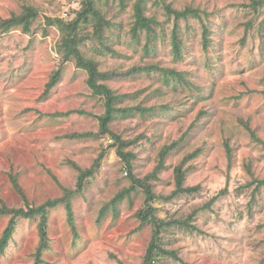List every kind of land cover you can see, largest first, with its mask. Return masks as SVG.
Masks as SVG:
<instances>
[{"label": "rangeland", "instance_id": "374dc122", "mask_svg": "<svg viewBox=\"0 0 264 264\" xmlns=\"http://www.w3.org/2000/svg\"><path fill=\"white\" fill-rule=\"evenodd\" d=\"M94 1L111 26L99 38L88 25L82 51L101 71L117 74L105 83L122 95L117 106L130 108L109 127L129 143L122 151L134 156L132 174L153 184L157 214L198 228L169 227L162 234L165 247L189 264H264V185L255 192V181L264 179V0H146V15L158 21L150 50L144 49L146 30L132 38L138 0ZM26 6L37 11L30 32L0 31V207L39 206L64 196L77 188L78 167L89 169L102 155L71 198L76 229L63 203L49 209L41 264H142L152 236L151 225H141L137 214L144 188L126 192L132 178L119 142L100 130L104 98L88 86L86 70L63 60L62 31L48 21L73 20L83 1L0 0V22ZM168 6L200 13L178 22L183 59L172 50L175 20ZM155 67L183 77H164ZM57 70L61 77L47 90ZM85 132L97 135L80 136ZM172 143L154 177L162 150ZM178 167L185 171L184 186L196 190L171 196ZM10 218L0 215V237ZM39 219H17L1 264H35ZM156 264L183 262L164 255Z\"/></svg>", "mask_w": 264, "mask_h": 264}, {"label": "trees", "instance_id": "16d2710c", "mask_svg": "<svg viewBox=\"0 0 264 264\" xmlns=\"http://www.w3.org/2000/svg\"><path fill=\"white\" fill-rule=\"evenodd\" d=\"M83 1V7L82 9L77 13L76 17L69 21L65 22L64 20L60 18H52L48 17V21L51 24H58L62 31V36L60 39L58 51L62 54L63 60L70 61L74 60L76 62V65L79 68H83L87 71L88 77H87V84L92 89L94 94L101 95L104 98V104H105V112L103 115L99 116L100 121V130L102 134L110 135L115 142H119L120 149L118 150L119 156L123 158V161L125 162V165L129 169L130 176L132 178V187L129 189H126V192H130L132 189H138L140 187L144 188L146 199L144 207L138 210V217L141 220V225H151L152 227V236L151 240L149 242V245L147 247L146 254L143 259L142 264H156L159 259H161L164 255H170L174 259H177L183 264H189L177 255L176 251L174 249H167L162 241V234L164 230H167L169 227L178 224L181 226H185L187 229H198L195 225H191L188 221L184 220H177V219H170L166 220L162 217H160L157 214V207L154 205L155 200L159 195L153 190V184L144 181L142 179L136 178L132 174V163L131 160L134 158L132 153H125L122 151V147L124 145H128L129 143L126 142L124 139H122L121 136L117 135L113 131H111L109 127V123L113 121L117 114H123L130 111V108H121L117 106V101L121 100L122 95L117 94L112 88L108 86L107 83H105V80H108L112 78V76L116 77L117 74L114 72H106L101 71L99 69L98 62L95 60V58L91 56H87L81 48V45L84 44L86 39H90V36L86 34L84 31L85 28L88 25H93L94 27V36L99 38H104V30L105 28H108L107 26H111V22L102 15L100 10L98 9L96 2L94 0H82ZM145 1L146 0H138L134 5V24L132 26L131 32H132V38L138 39L140 36V33L144 30L147 31L148 41L144 45V49L150 50L151 48V42L153 35L152 33H155V27L154 25L158 22L155 18L148 17L145 13ZM167 12L169 15L174 16L175 24L172 29V50L174 53V56L176 59H183L184 53H183V37L182 34H180V28H179V20L180 19H186L189 16H194L200 18L199 10L192 7H187L183 10H177L173 9L172 7H167ZM37 11L30 7L26 6L24 11H22L20 14H13L11 17L5 18L1 20L0 22V31H8L11 28L14 27H21L24 32H30L32 20L36 16ZM157 21V22H156ZM208 31L209 29L204 26L203 28V44L204 48L208 50L209 46V37H208ZM102 40V39H101ZM109 50L114 51L110 47H108ZM160 70L161 74L164 77L167 78H173L177 79L178 81L183 77L180 72H178L175 69L170 68H164V67H155ZM61 77V72L57 70L54 75L52 76V80L47 84V90H50L56 82ZM141 108V107H140ZM137 107L141 113H144V109ZM151 110V109H150ZM251 134H253L254 138L258 139L255 135V132L250 129ZM97 135V133L93 132H85L81 134L80 136H92ZM260 140V139H259ZM260 142L264 145V141L260 140ZM176 146V143H172L171 145L165 147L161 152V159L159 165L155 168V172L153 173V176L156 177L157 172L159 169H161L164 165V158L165 155ZM197 152L194 154H191L189 157H193L195 154H198L199 150H196ZM227 154L229 158V169L232 166V151L229 147V144H227ZM187 157V158H189ZM102 159L99 157L95 163L94 166L87 169H82L78 167L79 169V176L77 181V188L75 190H69L66 189V192L64 196L60 198H56L53 200H48L39 206H31L28 201H26V206L21 208H15V207H7L2 206L0 207V215L3 214H9L11 215V218L4 229L1 237H0V264L1 259L6 254V251L8 247L10 246L13 235L15 232V226L17 223V219L19 218H31L35 215L39 214V223L38 228L40 232V245L38 246V249L36 251V262L35 264H41L42 254L43 251L48 247V237H47V227H48V218H49V209L54 208L59 203H63L66 207V210L68 212V222L71 225L72 229H76V221L73 213V206L71 203V198L74 194L81 192L84 189L86 179L87 177H90L94 174L96 167L100 166V161ZM13 184L15 185V188L17 190L22 188L18 182L17 177L13 176ZM176 188L173 190L171 196H176L178 194H182L185 192H192L193 190H196V187H185L184 186V180H185V171L178 167L176 168ZM254 179L253 181H255ZM256 187L255 192H258V190L264 185V179H258L255 181ZM226 192V188L220 191V195L224 194ZM218 197H213L209 204L214 202ZM105 206L102 208V211H105ZM124 264V263H119Z\"/></svg>", "mask_w": 264, "mask_h": 264}, {"label": "clouds", "instance_id": "9594fccd", "mask_svg": "<svg viewBox=\"0 0 264 264\" xmlns=\"http://www.w3.org/2000/svg\"><path fill=\"white\" fill-rule=\"evenodd\" d=\"M112 141V139H110Z\"/></svg>", "mask_w": 264, "mask_h": 264}]
</instances>
